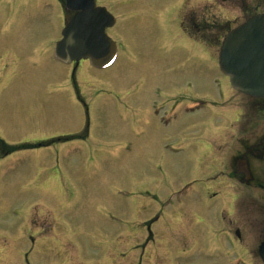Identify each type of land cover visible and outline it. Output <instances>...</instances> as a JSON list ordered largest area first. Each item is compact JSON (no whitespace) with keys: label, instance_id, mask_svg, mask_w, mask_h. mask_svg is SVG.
Returning a JSON list of instances; mask_svg holds the SVG:
<instances>
[{"label":"rangeland","instance_id":"374dc122","mask_svg":"<svg viewBox=\"0 0 264 264\" xmlns=\"http://www.w3.org/2000/svg\"><path fill=\"white\" fill-rule=\"evenodd\" d=\"M219 1L189 0L186 7L195 22L209 5L215 17H225ZM166 9L163 3L152 13L164 31L170 18ZM59 10L55 0H0V51L19 60L14 77L0 83V141L14 148L0 158V264H26L25 257L28 264H208L218 259L205 249L176 253V242L187 246L189 230L206 225L203 215L183 218L176 212L197 194L185 184L193 176L191 167L170 152H162L163 166L144 159L127 124L114 116L113 102L94 100V71L81 65L72 74L71 65L53 60L63 29ZM133 21L120 27L130 46L143 33ZM116 70L114 81L124 83L129 70L116 68L112 74ZM78 93L100 115L91 120L94 136L129 139V147H85L95 141L78 147L71 139L85 120ZM167 186L173 193L165 197ZM156 210L162 213L151 228L155 237L147 242L143 224Z\"/></svg>","mask_w":264,"mask_h":264},{"label":"flooded vegetation","instance_id":"af4514ba","mask_svg":"<svg viewBox=\"0 0 264 264\" xmlns=\"http://www.w3.org/2000/svg\"><path fill=\"white\" fill-rule=\"evenodd\" d=\"M187 2L95 0V6L104 7L115 18L106 34L115 42L117 56L112 67L93 69L94 100L113 102L118 111L114 116L127 124L144 159L163 166L162 152H170L177 161L190 165L193 176L185 184L188 189L195 187L197 194L185 209L183 204L176 212L183 218L203 215L206 225L189 230L187 246L176 242L177 254L179 250L205 249L208 254H219L208 264H264V249L260 250L264 243V100L235 92L217 64L224 36L264 14V0H220L225 17H215L209 5L201 10L199 22L187 9ZM163 3L170 16L165 31L152 18ZM62 11L63 19L72 16ZM143 14L148 16L147 22L140 17ZM131 20L143 33L130 46L120 27ZM18 61L15 53L0 51V83L5 76L14 77ZM81 65L86 68L87 63L80 61L78 70ZM116 68L129 70L124 83L114 81L113 76L119 74L118 70L112 74ZM78 101L85 118L74 137L78 147L91 141L97 143L91 142L87 149L131 145L129 139L98 140L91 120L100 115L91 111L92 105L79 93ZM166 191L165 197L173 193L170 186ZM152 198L161 202L157 195ZM161 213L156 210V216L143 224L149 232L147 242L155 237L151 228ZM25 261L28 264L27 258Z\"/></svg>","mask_w":264,"mask_h":264},{"label":"water","instance_id":"95a60500","mask_svg":"<svg viewBox=\"0 0 264 264\" xmlns=\"http://www.w3.org/2000/svg\"><path fill=\"white\" fill-rule=\"evenodd\" d=\"M66 5L80 13L63 29L55 48L57 57L67 64L80 59H89L92 65L107 61L113 45L104 34L109 24L103 10L94 9L93 0H66ZM219 64L235 90L252 98H264V15L227 34Z\"/></svg>","mask_w":264,"mask_h":264}]
</instances>
